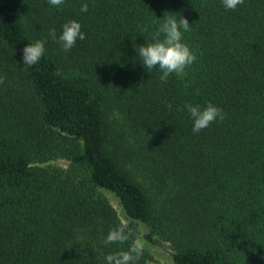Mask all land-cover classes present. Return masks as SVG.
<instances>
[{"label": "trees", "instance_id": "1", "mask_svg": "<svg viewBox=\"0 0 264 264\" xmlns=\"http://www.w3.org/2000/svg\"><path fill=\"white\" fill-rule=\"evenodd\" d=\"M164 14L188 19L182 41L196 60L161 82L133 43L152 42ZM71 20L86 38L65 52L49 29L59 37ZM36 40L44 55L24 65ZM0 76V264H106L127 250L131 240L104 243L121 223L96 188L112 192L136 235L139 221L147 239L152 224L179 237L172 264H264V0L235 10L222 0H0ZM208 103L225 118L194 134L184 106ZM115 113L146 136L158 207L121 166ZM52 129L84 179L33 164Z\"/></svg>", "mask_w": 264, "mask_h": 264}, {"label": "clouds", "instance_id": "2", "mask_svg": "<svg viewBox=\"0 0 264 264\" xmlns=\"http://www.w3.org/2000/svg\"><path fill=\"white\" fill-rule=\"evenodd\" d=\"M244 0H222L223 6L228 10H235ZM64 0H49V4L59 7ZM81 12L88 11V4L81 5ZM189 21L186 17L179 14L163 16V22L152 34V42H145L143 45L134 46L137 55L141 58L142 66L145 69H153L157 66L162 72L161 82H166L170 74L183 76L185 69L193 64L196 56L190 47L182 41L183 32L190 29ZM49 36L55 43H59L63 51L68 52L75 44L77 39L84 40L85 34L81 31V24L76 20H71L62 26V32L57 37L54 28L49 29ZM161 36L163 39H161ZM45 42L36 40L34 43H28L22 50V61L24 65H35L44 55ZM54 75H61L58 70ZM4 76H0V84H3ZM171 108V105H168ZM184 108L190 114L193 121V133H199L207 128L214 121H223L225 114L223 111L212 103L206 107L193 106L185 104ZM131 240L127 250H118L106 256V264H138L143 256L144 244L140 238L129 228L127 223L121 222L118 227L109 231L104 243L107 244H124ZM144 264H151L145 260Z\"/></svg>", "mask_w": 264, "mask_h": 264}, {"label": "rangeland", "instance_id": "3", "mask_svg": "<svg viewBox=\"0 0 264 264\" xmlns=\"http://www.w3.org/2000/svg\"><path fill=\"white\" fill-rule=\"evenodd\" d=\"M115 133L119 142H121L120 148H118L121 166L128 170L132 177L145 188L152 198L153 204L158 207L163 203L164 192L160 191L155 185V170L151 166L149 153L144 150L146 136L122 113H115ZM48 134L49 139L44 152L46 156L43 159L37 157L33 164L42 168L56 169L76 181L84 179L86 177L85 169L72 163L66 156L63 149L65 146H61L63 144L61 143L62 136L54 129L49 130ZM96 194L107 200L114 209L120 223L128 222L129 218L112 192L103 188H96ZM137 227V236L144 244V252L153 256L159 264H172L171 252L178 247L179 237L174 234L170 235L168 230L161 231L155 224H152L151 239H147L145 234L149 231V226L138 221Z\"/></svg>", "mask_w": 264, "mask_h": 264}]
</instances>
